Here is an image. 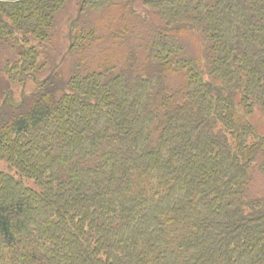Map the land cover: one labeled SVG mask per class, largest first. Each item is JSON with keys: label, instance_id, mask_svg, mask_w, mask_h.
<instances>
[{"label": "trees", "instance_id": "16d2710c", "mask_svg": "<svg viewBox=\"0 0 264 264\" xmlns=\"http://www.w3.org/2000/svg\"><path fill=\"white\" fill-rule=\"evenodd\" d=\"M258 117L264 0H0V264H264Z\"/></svg>", "mask_w": 264, "mask_h": 264}, {"label": "rangeland", "instance_id": "374dc122", "mask_svg": "<svg viewBox=\"0 0 264 264\" xmlns=\"http://www.w3.org/2000/svg\"><path fill=\"white\" fill-rule=\"evenodd\" d=\"M129 25H130V28H128L126 31L123 30V31L119 32L118 34H115L114 36H112L113 34H110L111 32H108V31L105 32V31H103V29L101 31L98 30V32L96 34V35H98V37L96 36L97 39L95 41H92V43L89 44V46L86 47V55L89 57L88 58L89 63L91 62L92 65L95 66L96 62L98 61L96 59V57L97 56L100 57V52L99 51H101L104 48L103 45H105V43H103L105 41L101 40L102 39L101 37H106L109 40V41H107V43L108 42L111 43L112 41H117V40L122 41L121 38H125L126 42L127 41L128 42H135L138 32H140V33L143 32L142 34L145 37V39H147L146 37H149L150 33L148 32V28H147V31H146L145 27H143V23L142 22L141 23L140 22H136V24L130 23ZM58 30H59V32L60 31L61 32H60V36H59L60 38L57 41H58V44L61 43V46H60V48L58 50L57 56H59V59H60L59 62L63 63L62 66H64V72H65V74H67L69 68L73 65V61L72 60L75 59V57L73 58V56H72V58H71L70 56L68 57V55H67L66 59H65V54L63 55V52H66V48H67V45H68L67 42H66V38L64 36L65 35V30L60 25H58ZM181 41L185 45L184 47H185V52H186L187 56L188 55L190 56L192 54V52L195 53V50H200V48H203V42H202L201 38L199 37L198 33L197 34L194 33V35H192V33L190 34V32H186L182 36ZM136 42H138V41H136ZM198 43L200 44V48L197 47ZM139 44L142 46L143 45L142 41H139ZM73 54L75 56H77V54H78L77 50H74ZM118 57H120V55ZM76 58H78V57H76ZM95 60H96V62H95ZM178 80L179 79H177V81ZM177 85L178 84H174V87H176ZM15 96H16L15 98L17 100H19V98L21 96L20 86H16V88H15ZM255 123L258 126L259 132L264 135V117H260V118L258 117L255 120ZM256 174H257L258 178H254V180L252 182L253 183L252 186H253V189L255 188L254 189L255 191H258L257 187L264 188V174L262 172H260V174L257 172Z\"/></svg>", "mask_w": 264, "mask_h": 264}, {"label": "water", "instance_id": "95a60500", "mask_svg": "<svg viewBox=\"0 0 264 264\" xmlns=\"http://www.w3.org/2000/svg\"><path fill=\"white\" fill-rule=\"evenodd\" d=\"M81 11H82V5H81V6H80V8H79V11H78L77 17H79V16H80V14H81Z\"/></svg>", "mask_w": 264, "mask_h": 264}]
</instances>
